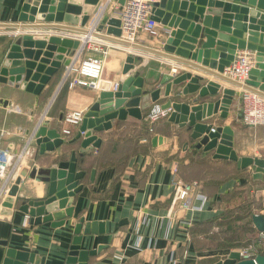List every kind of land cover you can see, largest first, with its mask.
<instances>
[{
  "label": "crops",
  "instance_id": "0c3cea01",
  "mask_svg": "<svg viewBox=\"0 0 264 264\" xmlns=\"http://www.w3.org/2000/svg\"><path fill=\"white\" fill-rule=\"evenodd\" d=\"M26 1L0 0V23L19 26L16 29L0 27V71L14 41L21 34L59 36L72 41L74 35H83L80 30L76 31L77 28L81 29L80 26L54 21L34 20L33 24L75 28H71L72 31L22 29L31 28L21 27L31 24L19 21ZM103 17L114 16L107 9ZM158 29V38L150 39L148 43L144 39L147 37L139 34L134 43L162 51L166 28L159 24ZM89 37L92 41L100 42L106 51L102 78L110 85H119L128 76L137 73L143 79V92H153L160 88L159 83L164 75L177 76L186 71L220 84L221 90H232L234 97L226 117L221 118L218 112L205 117L202 122L214 129L220 126L229 128L232 150L237 158L264 162V127H248L240 120L241 87L218 80L214 75H207L188 64L133 50L103 36L92 33ZM240 51L236 50L235 53ZM128 56H139L141 61H136L133 69L124 75L122 69ZM86 57L100 58V53L91 55L85 51L80 60ZM63 69L57 70L47 89L36 95L0 83V149L8 148L14 157L21 152L24 154L21 164L9 169L8 175L16 179L21 168H31L33 165L55 167L59 161H68L73 151L77 158L76 171L84 174L77 184L82 189L73 197L72 217L56 228L51 225L52 222H40L38 225L30 224L29 220L25 222L26 214L20 209L27 202L39 201L45 195V183L22 178L18 194L9 208L11 214L0 215V264L5 261L8 250L33 254L40 260L44 259L43 264H66L69 252L91 251L99 247L100 251L89 257L87 264H216L246 245L241 242L245 234L254 236L252 239L257 237L251 216H264V176L255 177L249 167L240 168L234 161L214 158L213 151L204 153L203 147L196 149L194 146L198 141L190 138L192 131L168 119L154 124L152 140L159 137L161 143L153 145L151 141L150 145L144 144L141 138L147 130L144 118L149 109L137 122L115 120L112 129L93 131L92 135L101 141L99 147L80 154L83 142V136H79L81 125L71 126L70 136H63L61 130L66 126L62 125L61 120L71 111L86 112L99 92L87 88L68 90L59 87ZM185 83L171 85L169 96L155 102L160 105L168 101L186 102L191 96L180 93ZM203 84L200 83V86ZM39 127L56 129L63 144L54 152L40 155L33 139ZM173 170H176L181 182L198 183L190 194L189 204L200 206L198 194L207 197L201 211H187L180 202H173ZM228 215L230 218L241 215L240 220L245 224L246 233L240 231L234 240L227 235L219 238L216 233L218 223H223L222 228H225L228 222L223 218ZM79 220L83 221L78 234L81 243L73 245V230ZM91 222L102 224V232L85 235V223Z\"/></svg>",
  "mask_w": 264,
  "mask_h": 264
},
{
  "label": "water",
  "instance_id": "95a60500",
  "mask_svg": "<svg viewBox=\"0 0 264 264\" xmlns=\"http://www.w3.org/2000/svg\"><path fill=\"white\" fill-rule=\"evenodd\" d=\"M99 1L27 0L22 6L23 12L19 21L32 25L21 26L31 27L22 29L72 31L71 28H75L33 24L34 20L48 23L62 22L66 25L80 26L81 29L77 28L76 31L80 30L84 35L87 34L85 28ZM124 1L118 0L120 5ZM153 19L166 28L164 33L166 40L162 51L120 40L119 23L115 17H102L93 35L103 36L107 40L146 54L188 64L207 75H214L218 80L229 82L264 98V0H160L155 7ZM0 27L16 29L19 26L0 23ZM78 46V41L59 36L21 34L17 36L5 59L0 71V83H7L34 95L40 94L47 89L53 74L68 64V57L72 56ZM236 50H247L254 54L252 71L244 85L235 83L223 75V69L233 61ZM140 59L139 56H128L122 73L127 75L133 69L135 62ZM213 70L216 73H212ZM202 82L204 84L200 86ZM183 83L185 85L180 93L191 97L186 102L168 101L162 104L163 109L170 107L173 109L168 121L191 130L190 138L198 141L194 146L196 149L203 147L204 153L213 151L214 158L234 161L240 168L249 167L254 171L255 177L264 176L263 161L237 158L232 150V136L228 127L220 126L214 129V133H210L213 127L202 122L205 117L218 112L221 118H225L232 105L234 92L229 89L221 90L220 84L208 81L204 77L193 76L186 71L177 76L164 75L159 83L160 88L153 92H143V79L137 73L120 82L116 91L109 90L110 83L102 80L99 83V93L81 122L80 132H83V142L79 153H88L93 148L99 147L101 141L92 135L93 131H108L113 128L112 124L115 120L133 122L141 120L143 112L147 111L153 102L169 96L171 85L177 86ZM33 139L35 145L39 147L40 155L54 152L63 144L59 132L56 129L48 130L46 127L37 128ZM156 142L160 144L161 139L154 137L153 145H156ZM69 158L68 161L57 162L55 167L33 165L31 168H21L1 204L0 215L11 214L9 208L18 194L22 178H28L45 183V195L39 201L27 202L20 209L29 215L30 224L52 222L51 225L56 228L61 226L65 219H70L73 214L71 208L73 197L82 189V186L77 184L84 174L76 171L77 158L74 151ZM251 219L254 229L257 232H264V216L252 215ZM82 223L83 221L79 220L74 226L73 245L81 243L78 234L82 229ZM97 231L102 232V224L85 223L83 229L85 235L95 234ZM100 249L99 247L91 251H71L65 263L87 264L89 257L94 256ZM4 260L3 264H43L44 262V259L40 260L33 254L13 250L7 251ZM216 264H264V254H258L254 260H240L239 253L232 252L224 261Z\"/></svg>",
  "mask_w": 264,
  "mask_h": 264
},
{
  "label": "built area",
  "instance_id": "2783aa9c",
  "mask_svg": "<svg viewBox=\"0 0 264 264\" xmlns=\"http://www.w3.org/2000/svg\"><path fill=\"white\" fill-rule=\"evenodd\" d=\"M160 0H125L122 5L118 0H103L99 1L90 25L87 29V34L74 35V41L79 42V46L74 51L73 55L68 57V64L64 66L62 78L59 87H65L68 90L74 88L89 89L95 92L99 91V83L103 80L102 71L104 65V56L106 51L100 46V42L92 41L90 34L96 32L99 21L102 19L105 11L118 19L120 39L134 44L139 34H144L149 39L159 37V23L153 19L154 10ZM104 3V5H103ZM112 18V17H109ZM94 51L100 53V58L86 57L80 60V57L85 51ZM254 64V54L247 50H242L235 54L233 61L223 70V75L235 83L244 85L249 78ZM175 75V74H174ZM118 84L110 85L109 90L116 91ZM243 91L239 97L240 103V120L248 127H264V98L256 93L241 88ZM173 109H163L162 105L153 102L148 112L145 115L147 123V132L153 134L154 124L159 120L168 119ZM86 112L71 111L63 116L61 123L65 125L62 128L63 136H70L71 126H80ZM214 128L210 129V133H214ZM83 136V132H80ZM143 143L147 142L145 137L141 138ZM24 154L13 156L8 148L0 149V203L4 201L8 195L7 191L10 185L14 182V176L8 175L9 169H15L23 161ZM14 166V167H13ZM8 172V173H7ZM173 202H180L182 208L187 211H201L207 202V197L198 194L197 199L200 206H191L189 204L190 194L198 187L197 182L183 183L177 177L176 170H173ZM264 212V211H263ZM25 222H28L29 215H25ZM240 260H254L258 254H264V232H258L257 237L252 239L246 245L242 246L237 251Z\"/></svg>",
  "mask_w": 264,
  "mask_h": 264
},
{
  "label": "rangeland",
  "instance_id": "374dc122",
  "mask_svg": "<svg viewBox=\"0 0 264 264\" xmlns=\"http://www.w3.org/2000/svg\"><path fill=\"white\" fill-rule=\"evenodd\" d=\"M146 40V42H151L150 39H147V38H144ZM88 53H91V55H94V54H98V52H94V51H88ZM141 61V60H140ZM241 216V215H240ZM240 216H235L234 218H230L229 215L224 217L223 220L227 221L228 223H225L227 224L225 226V228H222V224L223 223H218L219 225H217V230H216V233H217V236L219 238H222V236H229L231 240H234L236 239L235 235H237V233H239L240 231L244 232V228H245V224L242 223L243 220H240ZM224 225V224H223ZM246 233V232H244ZM254 237V236H253ZM252 236H250V234H245V237H242L241 238V242L244 243V244H247L250 239L253 238Z\"/></svg>",
  "mask_w": 264,
  "mask_h": 264
},
{
  "label": "trees",
  "instance_id": "16d2710c",
  "mask_svg": "<svg viewBox=\"0 0 264 264\" xmlns=\"http://www.w3.org/2000/svg\"><path fill=\"white\" fill-rule=\"evenodd\" d=\"M144 137L147 139V142L144 143V144H147V145H150L151 144V141H152V134H149L147 131H145V135ZM252 240V239H251ZM250 240V241H251Z\"/></svg>",
  "mask_w": 264,
  "mask_h": 264
}]
</instances>
